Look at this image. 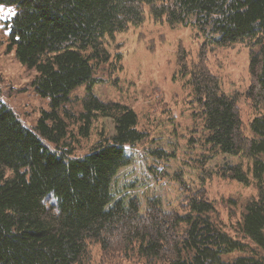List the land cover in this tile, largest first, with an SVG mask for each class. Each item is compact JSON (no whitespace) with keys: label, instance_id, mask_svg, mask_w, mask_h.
Segmentation results:
<instances>
[{"label":"trees","instance_id":"16d2710c","mask_svg":"<svg viewBox=\"0 0 264 264\" xmlns=\"http://www.w3.org/2000/svg\"><path fill=\"white\" fill-rule=\"evenodd\" d=\"M3 6L15 10L0 32L6 52L35 72L29 86L47 106L25 124L4 99L0 77V264H80L87 239L136 253L145 264H264V255L224 258L247 252L248 244L264 251V113L245 135L236 101L204 59L208 47L248 44L249 96L264 105V0H0ZM147 17L204 37L196 60L179 47L178 71L205 145L249 163L219 170L258 191L238 222L243 238L225 231L214 204L198 193L180 211H167L158 197L122 195L134 183H118L117 175L133 163L129 150L147 132L131 106L101 99L94 87L108 80L96 75L104 65L109 73L123 68V55L112 61L109 44ZM81 85L85 94L74 96ZM101 118L112 120L114 134L101 133L78 154L77 137H89Z\"/></svg>","mask_w":264,"mask_h":264},{"label":"rangeland","instance_id":"374dc122","mask_svg":"<svg viewBox=\"0 0 264 264\" xmlns=\"http://www.w3.org/2000/svg\"><path fill=\"white\" fill-rule=\"evenodd\" d=\"M149 19L127 33L116 35L108 47L114 57L112 61L118 53L123 55V68L109 73V65H104L96 75L108 80L94 87L101 99L131 106L138 114V128L147 132V137L129 150L133 163L117 175L118 183H134V188L126 189L122 195H136L142 201L158 197L167 211H180L187 198L198 193L214 204V220L233 237L243 238L238 222L245 205L258 191L254 185L246 186L223 177L219 170L237 163L247 168L249 163L241 156L212 151L205 145L203 126L194 114L190 88L184 85L185 78L178 71L179 47L189 53L190 60H196L204 37L193 27H171L166 21L155 24ZM1 35L0 77L4 99L25 124L32 125L38 113L34 110L46 107V101L29 86L35 72L22 66L13 53L6 52ZM204 50L208 68L218 76L222 91L236 101L242 131L249 136V122L264 113V105L249 96L252 80L248 44L238 42ZM84 94V85L74 91V96ZM74 109L79 110L80 106ZM101 133L105 137L114 134L111 119L97 120L89 137H77V153L86 152L101 138ZM159 149L164 150L163 154H154ZM86 245L80 264H145L136 253L120 252L114 246L106 250L101 239H87ZM248 248L247 252H235L224 258L264 255V251L252 244Z\"/></svg>","mask_w":264,"mask_h":264}]
</instances>
